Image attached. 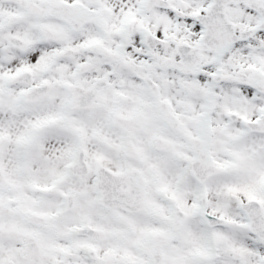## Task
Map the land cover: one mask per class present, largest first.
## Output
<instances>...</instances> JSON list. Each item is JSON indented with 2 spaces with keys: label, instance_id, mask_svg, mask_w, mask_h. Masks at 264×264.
<instances>
[{
  "label": "snow or ice",
  "instance_id": "obj_1",
  "mask_svg": "<svg viewBox=\"0 0 264 264\" xmlns=\"http://www.w3.org/2000/svg\"><path fill=\"white\" fill-rule=\"evenodd\" d=\"M0 264H264V0H0Z\"/></svg>",
  "mask_w": 264,
  "mask_h": 264
}]
</instances>
